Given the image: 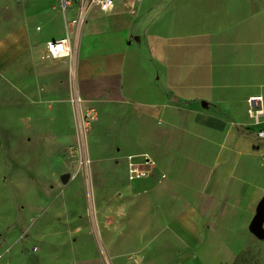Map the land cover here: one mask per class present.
<instances>
[{"label": "crops", "instance_id": "1", "mask_svg": "<svg viewBox=\"0 0 264 264\" xmlns=\"http://www.w3.org/2000/svg\"><path fill=\"white\" fill-rule=\"evenodd\" d=\"M235 1L114 0L110 12H90L68 56L50 58L46 42L65 36L59 0H0L1 115L28 122L20 139L49 124L48 133L72 132L71 96L79 132L84 109L97 112L83 133L97 139L92 212L30 230L79 242V264H258L264 237L251 223L264 199V115L254 121L247 99L261 96L264 110V0ZM130 161L147 175L129 179ZM73 166L59 167L71 203ZM10 231L0 264H48V246L34 245L31 262L23 233L11 241ZM63 254L57 264L70 263Z\"/></svg>", "mask_w": 264, "mask_h": 264}, {"label": "rangeland", "instance_id": "2", "mask_svg": "<svg viewBox=\"0 0 264 264\" xmlns=\"http://www.w3.org/2000/svg\"><path fill=\"white\" fill-rule=\"evenodd\" d=\"M236 5H238L237 1L231 0L230 6ZM0 102H2L1 98ZM88 107L95 108L93 105ZM6 108L9 111L16 110ZM21 108L26 107L17 106V109ZM2 110L4 111L5 108L0 104V232L2 233L0 244L3 243L6 230L11 228L12 231L8 235L11 241L17 233L24 235L19 242L24 249L23 258L32 262L31 252L36 254V251H32L33 246L39 247L37 253L48 246L52 252L48 264H57V255H62V252L65 257L68 252L69 264H79V242L71 241V238L62 245V236L42 237L37 231L34 233L36 225L31 230L30 227L38 220L37 229H41L43 226L40 227V224L52 216H56L58 218L56 222L60 223L65 213H69L70 210L81 214L86 207L88 208L89 203L92 205L93 197L97 196V192L90 181L89 169L94 164L92 151L97 139L88 132L85 135L78 131L72 105V132L61 129L48 133L47 130L52 126L49 124V129H45V135L29 138L30 134L27 135L26 141H22L20 135L24 133V127L28 122L19 123L16 121L17 117L1 115ZM55 147L62 150L59 156L51 152ZM88 149L91 153L89 155ZM82 159H87V162H81ZM68 161L74 163L71 173L80 174L79 180L73 185V191L70 189L75 203L69 202L67 198L69 190L60 182V177L63 175V170L59 169L60 164ZM86 211L90 213L92 208ZM85 242L87 256L95 259L97 249L91 237L87 236ZM1 249L0 246V255ZM256 253L258 264H264V242L258 241ZM243 264H250V261L245 260Z\"/></svg>", "mask_w": 264, "mask_h": 264}, {"label": "built area", "instance_id": "3", "mask_svg": "<svg viewBox=\"0 0 264 264\" xmlns=\"http://www.w3.org/2000/svg\"><path fill=\"white\" fill-rule=\"evenodd\" d=\"M98 8L104 12H110L114 8V0H59V9L63 16L65 36L58 39L48 40L45 44L47 56L50 58H62L68 56L72 49V40L74 32L81 28L94 9ZM73 10V16L67 18V11ZM70 102L72 105L77 104L80 101L78 96H71ZM261 96H250L247 99V111L254 121L264 115V110L261 104ZM97 117L96 109L93 107H87L84 109L80 117V132L84 133L90 123ZM256 135L264 139V129H260L256 132ZM131 159V158H130ZM81 162L86 163L87 159H82ZM128 178H139L147 175L148 170L135 165L133 162L128 163Z\"/></svg>", "mask_w": 264, "mask_h": 264}, {"label": "water", "instance_id": "4", "mask_svg": "<svg viewBox=\"0 0 264 264\" xmlns=\"http://www.w3.org/2000/svg\"><path fill=\"white\" fill-rule=\"evenodd\" d=\"M67 175L64 174L60 177L62 182H65ZM264 222V199L260 202L257 208V212L251 223L252 232L258 237H264V229L262 228V223Z\"/></svg>", "mask_w": 264, "mask_h": 264}]
</instances>
